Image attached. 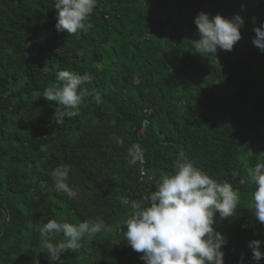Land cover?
<instances>
[{"label": "trees", "instance_id": "trees-1", "mask_svg": "<svg viewBox=\"0 0 264 264\" xmlns=\"http://www.w3.org/2000/svg\"><path fill=\"white\" fill-rule=\"evenodd\" d=\"M54 6L0 0V206L8 212L0 264H49L40 227L50 219L107 227L55 264H145L127 245L124 221L131 201L154 191L181 151L239 193L234 216L214 218L228 240L224 264H256L248 243L264 241V224L249 209L247 170L264 162V52L252 42L264 0H97L92 27L73 35L57 32ZM200 12L244 18L232 51L194 50ZM59 70L94 78L79 115L58 125L62 106L43 93ZM133 143L144 151L129 165ZM62 164L76 199L55 191L51 173Z\"/></svg>", "mask_w": 264, "mask_h": 264}, {"label": "clouds", "instance_id": "clouds-1", "mask_svg": "<svg viewBox=\"0 0 264 264\" xmlns=\"http://www.w3.org/2000/svg\"><path fill=\"white\" fill-rule=\"evenodd\" d=\"M97 6V0H55L57 32L67 31L73 35L87 32L92 27L86 23ZM199 39L194 42V50L204 57L216 56L218 50L232 51L241 39L240 29L244 18L234 14L228 18L219 13L210 17L200 12L195 18ZM253 44L264 52V23L254 28ZM93 75L79 74L69 70L56 73V83L44 90L47 101H55L62 106L56 111V124H63L65 117L72 119L79 115V107L87 96ZM96 103H101V93H95ZM117 144L124 141L114 137ZM144 149L133 143L127 148L128 164L135 165L142 160ZM248 178L254 185L249 209L256 220L264 224V162L248 168ZM70 167L60 165L52 173L54 188L68 199H76L78 192L69 181ZM239 193L227 181L218 182L202 169L195 166L185 152L177 154L173 171L160 177L155 190L143 200H132L131 213L124 221V238L127 245L137 253L145 264H224L223 247L227 237L213 225L218 213L220 218H229L236 213ZM247 227V225H242ZM107 231L103 220H84L71 223L50 219L40 227L41 249L47 254L49 264L60 260L61 254L78 251L84 237H91ZM63 235V240L53 242ZM264 241L252 239L248 247L252 259L259 264L264 258L261 245ZM39 253V252H38ZM243 261V255L240 257ZM36 264H39L37 259Z\"/></svg>", "mask_w": 264, "mask_h": 264}, {"label": "water", "instance_id": "water-1", "mask_svg": "<svg viewBox=\"0 0 264 264\" xmlns=\"http://www.w3.org/2000/svg\"><path fill=\"white\" fill-rule=\"evenodd\" d=\"M0 208L4 211V218L0 221V225L5 222L8 218V212L0 206Z\"/></svg>", "mask_w": 264, "mask_h": 264}]
</instances>
